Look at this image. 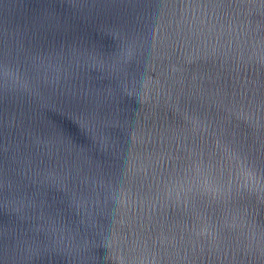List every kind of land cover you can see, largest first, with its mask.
<instances>
[{"label": "water", "instance_id": "95a60500", "mask_svg": "<svg viewBox=\"0 0 264 264\" xmlns=\"http://www.w3.org/2000/svg\"><path fill=\"white\" fill-rule=\"evenodd\" d=\"M0 264H264V0H0Z\"/></svg>", "mask_w": 264, "mask_h": 264}]
</instances>
